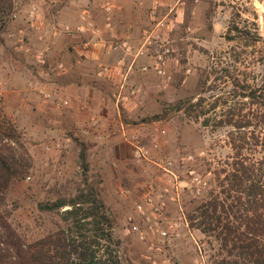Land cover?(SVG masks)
<instances>
[{
	"label": "rangeland",
	"instance_id": "374dc122",
	"mask_svg": "<svg viewBox=\"0 0 264 264\" xmlns=\"http://www.w3.org/2000/svg\"><path fill=\"white\" fill-rule=\"evenodd\" d=\"M29 1L31 0H13V14H17V19L12 18V14L0 24V116L10 120L17 128L32 158L29 174L7 191L6 199L10 203L16 201L19 204L20 209L14 213L15 217L23 224H30L34 233L39 235L40 230L32 221L36 214V203L52 199L49 189L53 186L64 184L67 180L78 182L81 171L79 150L69 139L71 128L68 124H56L46 115L42 117L43 113L40 116L41 111L34 104L36 101L18 102L24 97L22 73L26 70L30 73L34 64L17 48L13 35L18 28H22L26 33L28 48L30 51H37L43 48L45 42L38 39V36L48 37L50 33L48 27L40 30L37 35L28 33L33 28H27L23 21ZM183 2L182 19H173L168 35L170 54L165 60L164 75L156 74L149 67L148 72H139L140 76L127 84V94L121 93L122 96H128L125 102L143 101V114L136 109L134 114L138 113V118H133L130 126L139 130L134 131L136 135H133L138 137L139 144L151 150L150 161H134L132 148L126 143L128 149L120 151L121 158L118 160H115L109 150L110 144L105 140L93 143L88 150L91 164L89 175H97L96 178H99L98 174L102 175V183L98 189L112 221V234L118 242L116 249L121 264L212 262L216 254L213 239L205 238L197 230H191L192 237L184 232L177 239L162 241L148 232L149 224L134 213L133 203L139 200L136 198L149 182L155 183L157 189H161L166 182L171 185L172 181L168 182L162 170L163 163L169 161V168L180 186L178 202L169 201L165 214L169 220H178V210L181 207L186 217V213L194 205L190 201L195 199L198 202L202 198L203 190L200 196L194 195L193 177L199 179L202 188L207 183L206 190L211 189L214 176L206 173L204 163H211L213 173L220 160L231 156L232 150L227 138L231 128L215 125L222 118L224 107L232 108L236 103H247L240 96L245 93L240 85L249 88L264 85V0ZM33 31L37 32L38 29ZM161 47L164 49L163 45H159L157 51ZM11 75L15 80L10 88L19 94L13 106L7 104L12 90L7 94L8 98L2 96ZM205 76H208V80L201 86V80ZM112 83H107L106 94L114 102L119 82L116 80V84ZM32 86V94L38 97L37 91L40 88L36 83H32ZM191 97L192 103L199 97L202 99L201 107L206 110L204 116H188L184 111L186 104L179 111L172 109L174 103ZM120 103L123 105V102ZM244 105V111H247L248 105ZM52 108L56 109L54 104ZM155 116L158 118L143 122L144 119ZM206 119L208 125L204 126L202 122ZM78 131L79 129L76 130ZM80 139L90 144L82 136ZM55 142L59 143V148L45 150V146ZM189 167H193L194 175L188 173ZM125 179L129 180L134 191L126 197L121 194L122 189H127L124 186ZM128 216H133L147 233L146 243L123 232V223Z\"/></svg>",
	"mask_w": 264,
	"mask_h": 264
},
{
	"label": "trees",
	"instance_id": "16d2710c",
	"mask_svg": "<svg viewBox=\"0 0 264 264\" xmlns=\"http://www.w3.org/2000/svg\"><path fill=\"white\" fill-rule=\"evenodd\" d=\"M13 12V0H0V24ZM207 80L205 76L201 86ZM240 88L247 111L240 103L224 107L215 123L231 128L227 135L231 156L220 160L213 173L211 163H204L206 173L214 176L213 185L206 190L205 183L202 198L192 199L194 205L186 213L189 228L216 243L209 264H264V85ZM192 99L178 101L172 109L179 111L186 104L188 116H204L202 99L195 103ZM202 123L207 126L208 120ZM69 138L79 150L80 180L53 186L52 199L36 203L32 220L40 230L36 235L30 224L15 217L19 204L6 199L7 191L29 174L32 158L17 128L0 116V264H121L112 221L98 189L102 175H89L92 145L72 134ZM124 184L133 190L128 179Z\"/></svg>",
	"mask_w": 264,
	"mask_h": 264
},
{
	"label": "crops",
	"instance_id": "0c3cea01",
	"mask_svg": "<svg viewBox=\"0 0 264 264\" xmlns=\"http://www.w3.org/2000/svg\"><path fill=\"white\" fill-rule=\"evenodd\" d=\"M155 2L159 7L152 18L150 14ZM176 3L177 0L29 1L23 21L27 28H33L28 33L37 35L45 27L50 33L48 37L38 36V39L45 40L43 48L37 51L31 49L30 54H23L34 64L30 73L28 70L22 73L24 97L18 100V92L10 88L15 80L11 75L7 79L6 90L2 91L3 98H8L7 94L12 90L7 102L11 106L17 100L36 101L34 104L41 111L40 116L43 113L42 117L46 115L56 124H68L70 134L78 138L82 136L92 146L105 140L110 144L109 150L115 160H118L121 158L120 151L128 149L124 136L132 137L136 135L134 131L139 132L130 126V122L138 118V113L134 114L136 109L143 114V101H123V105L113 102L106 94V85L109 82L116 84L118 80L116 88L119 91L122 87L120 90L127 94V84L140 76L141 68H152L157 53L162 50L157 51L159 45L168 47L170 42L171 11ZM17 17L16 14L15 19ZM64 26L72 29L82 27L84 32L67 35L61 31ZM36 28L38 31L34 32ZM85 43L87 47H83ZM112 44L124 45L127 50L121 46L111 50L109 46ZM59 64L64 65L61 71L55 68ZM35 78L37 80L32 81ZM31 82L36 83L39 90L53 94L52 100L67 99L69 107L54 110L52 100L47 103L42 101L39 90L38 97L32 94ZM80 106H85V110L80 111ZM100 107L104 108L102 112H99ZM93 114L97 116V131L88 127ZM41 122L44 123L43 120Z\"/></svg>",
	"mask_w": 264,
	"mask_h": 264
},
{
	"label": "built area",
	"instance_id": "2783aa9c",
	"mask_svg": "<svg viewBox=\"0 0 264 264\" xmlns=\"http://www.w3.org/2000/svg\"><path fill=\"white\" fill-rule=\"evenodd\" d=\"M183 4H184L183 0H177L175 7L171 11L172 24L170 25V28H172L174 20L181 21L183 15V7H182ZM158 7H159L158 2H155L154 8L150 14L152 18H154V16L156 15V9H158ZM106 10L109 11L108 8ZM173 14H174V18H173ZM12 18H16V14H13ZM61 31L64 34L71 35L76 32L83 33L84 29L82 27H77L75 29H72L69 26H64ZM13 38H15V44L19 50H21L24 54L30 53V49L26 44V33L22 28L17 29L16 33L13 35ZM120 46L124 47V49L127 50V47L124 45L112 44L109 47L111 50H116ZM83 47H87V44L86 43L83 44ZM168 54H170V49L168 47H164V49L162 48V50L157 53L154 64L152 68L150 67L151 69H153V71L156 74L164 75L165 72L163 70V67L165 66V60ZM55 68L56 70L61 71L64 69V65L59 64ZM148 69L149 67H142L141 71L146 73L148 72ZM120 89H122V87ZM120 89L117 95L115 96L116 97L115 101L117 102L120 101L123 102L127 100L126 96L121 95L122 90ZM52 95L53 94L45 90H39V96L45 103L52 100L51 99ZM51 102H53L54 107L56 109L68 108L70 105L67 99H61L56 102L52 100ZM79 110L84 111L85 106H80ZM103 110L104 108L102 107L99 108V112H102ZM98 126L99 125L97 122V116L95 114L90 115L88 121L89 129L97 131ZM124 142L132 148V158L134 161L136 162L150 161L151 150L145 148L144 146H141L136 136H132V137L124 136ZM59 147L60 145L58 143H52L45 146V150L49 151L52 148H59ZM151 163L153 164L154 162L151 161ZM170 166H171V162L169 161L164 162L162 166V170L165 172L164 174L166 178L169 180L168 182L172 181L171 185H168L166 182V184L165 183L163 184L161 189H157L155 183L149 182L144 188V190L140 193L139 197L136 198L139 200H136L133 203L134 213L137 214L138 217L142 219L143 222L149 224L148 232L152 236H156L158 239H161L162 241L168 239H177L184 232L186 233L187 236L192 237L191 229L189 228L187 219L181 207H179L178 210L179 212L178 220H169L167 215L165 214L168 202L169 201L178 202L179 199L178 189L180 183L176 181V176L170 170L169 168ZM188 173L194 175L195 171L191 170ZM192 184L194 189V195L199 196L202 190L201 182L197 177H193ZM121 194H123V196L126 197L127 195L131 194V191L129 189H122ZM122 230L126 235L135 237L136 240L141 243H146L148 240L147 233L135 221V218L133 216H128L127 218H125Z\"/></svg>",
	"mask_w": 264,
	"mask_h": 264
}]
</instances>
